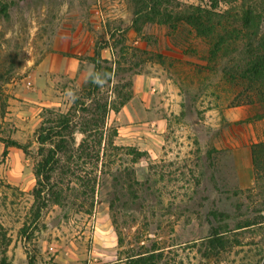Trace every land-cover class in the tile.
I'll return each mask as SVG.
<instances>
[{"label": "rangeland", "instance_id": "obj_1", "mask_svg": "<svg viewBox=\"0 0 264 264\" xmlns=\"http://www.w3.org/2000/svg\"><path fill=\"white\" fill-rule=\"evenodd\" d=\"M131 20L127 0H0L7 95L0 135L24 148L4 154L0 142V225L10 239L0 257L11 264H128L131 255L155 250L158 264H264V226L234 230L264 217V175L256 176L250 154V146L264 139V123L248 122L251 107L229 105L219 75L199 68L202 53L174 47L157 25L138 34ZM65 31L82 51L69 65L78 71L75 78L37 74L52 39ZM102 47L110 59L101 65L113 74L110 81L96 80L95 98L109 111L132 92L134 75L158 79L157 107L167 128L155 152L137 162L117 136L114 145L123 149L100 147L94 131L81 133L92 117V128L100 129V114L83 112L76 101ZM57 114L72 120L63 133L68 148L56 156L35 202L34 170L51 147L39 145L37 129ZM106 126L108 138L120 128L108 114ZM246 148L251 183L241 188ZM215 232L221 237L210 245Z\"/></svg>", "mask_w": 264, "mask_h": 264}, {"label": "trees", "instance_id": "obj_2", "mask_svg": "<svg viewBox=\"0 0 264 264\" xmlns=\"http://www.w3.org/2000/svg\"><path fill=\"white\" fill-rule=\"evenodd\" d=\"M132 12L131 28L141 34L147 24L157 25L166 29L171 44L189 54L200 55L204 62L201 69L214 72L219 75V83L225 92L230 95L231 107L248 106L253 109V114L248 119L249 123H264V0H200L198 4L181 3L178 0H127ZM222 3L224 7H222ZM105 49V48H101ZM94 71L82 88L81 100L76 101L83 112L100 114V129L95 126L96 121L83 123L81 133L84 135L94 131L100 136L98 145L104 144L115 149L113 138L117 131L113 130L111 138L107 137L108 129L106 117L109 111L108 103L100 99L96 102L95 94L99 90L96 82L105 80L113 74L112 67L101 64H109V60L102 59L97 54ZM102 69L100 76L97 70ZM6 81L5 73L0 67V119L6 114L7 95L3 91ZM131 86V82H130ZM132 92L122 99L118 107L110 109L117 112L129 100ZM93 107H86V102ZM93 108V109H92ZM47 111V110H46ZM51 115V111H48ZM54 119L44 120L37 129V141L43 146L46 142L51 144L46 154L37 163L34 176L36 187L33 189L35 202L41 200V194L49 183L50 172L57 162L56 156L65 153L68 145L63 135L71 127L72 120L68 114H57ZM56 139V141L54 140ZM4 144V154L7 148L15 147L22 152L24 148L14 140L1 137ZM84 142V141H83ZM82 142V144H83ZM129 154L135 156V161L142 160L147 153L135 148H127ZM250 154L253 169L257 175H264V139L250 146ZM262 221L246 222L237 226L234 230L264 226ZM221 237L215 232L208 239L210 245ZM216 238V239H215ZM3 227L0 225V248L9 245ZM155 250L151 252L131 255L128 264H158ZM0 264H11L5 255L0 257ZM31 264V263H30Z\"/></svg>", "mask_w": 264, "mask_h": 264}, {"label": "crops", "instance_id": "obj_3", "mask_svg": "<svg viewBox=\"0 0 264 264\" xmlns=\"http://www.w3.org/2000/svg\"><path fill=\"white\" fill-rule=\"evenodd\" d=\"M69 37L70 34L66 31L54 36L50 44L51 50L38 65L37 74H65L70 78H75L78 71L69 65L78 61L76 56L81 55L82 51H78L75 47V41L70 40ZM102 51H104L102 52V59H110L105 54V50ZM131 82V97L119 111L110 110L108 119H110L111 124L120 125L116 137L120 144L142 152L154 153L167 128V119L163 115V110L158 111L157 107L158 99H160L158 79L148 75L136 74L132 77ZM25 84L26 87L32 86L30 81H26ZM31 88L35 89L33 86ZM13 96L15 98L20 97L17 93ZM161 98L165 100L162 105L165 106L166 112L170 100L169 95H161ZM10 155L11 153H9ZM246 157H248V148H246L245 159L238 174L237 183L241 188H247L251 183L252 167Z\"/></svg>", "mask_w": 264, "mask_h": 264}]
</instances>
